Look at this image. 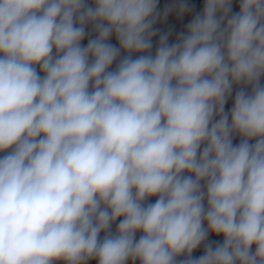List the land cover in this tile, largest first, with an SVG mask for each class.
Listing matches in <instances>:
<instances>
[{
    "label": "clouds",
    "instance_id": "9594fccd",
    "mask_svg": "<svg viewBox=\"0 0 264 264\" xmlns=\"http://www.w3.org/2000/svg\"><path fill=\"white\" fill-rule=\"evenodd\" d=\"M232 4L153 54L186 2L0 0V264H264V0Z\"/></svg>",
    "mask_w": 264,
    "mask_h": 264
},
{
    "label": "trees",
    "instance_id": "16d2710c",
    "mask_svg": "<svg viewBox=\"0 0 264 264\" xmlns=\"http://www.w3.org/2000/svg\"><path fill=\"white\" fill-rule=\"evenodd\" d=\"M181 2H186L189 5L190 11L185 13L184 15H178L175 11L171 12L168 17L166 19L162 18L159 19L156 23V25L154 26L155 29H157V36H155L153 38V49H152V53H155V49L156 46L158 45V41H159V36L161 34L164 33H169V38H168V43L172 44L175 43L177 40V37L182 34V33H186L187 30V25L191 22V20L195 17V15L199 14L202 12L203 10V4L196 2V1H192V0H158V8L157 10L159 12H163V10L165 8H171L173 6H178ZM239 4H235L234 0H233V4H232V12L233 13H237L239 11ZM86 35L84 40L81 42L82 46H86L89 39H92L95 37V33L92 32V28L91 27H86ZM117 41L115 36L113 35L110 38L109 43L111 42H115ZM136 58V57H135ZM115 62V61H114ZM262 82H264V79L262 78ZM236 90V89H235ZM235 95V92H234ZM233 95V97H234ZM232 103H233V98L232 100L229 102V110L232 107ZM239 137H235L233 140L234 144H238L239 143ZM0 155H3L2 153H0ZM156 197L153 198H149V200H147L145 203H154L155 202ZM119 220H117L112 226H116L118 224ZM206 227V225H205ZM140 235H142V233H137L136 234V239H139ZM104 234L101 233L100 234V238L103 239ZM208 242H214V243H222L223 242V237H218L215 236L214 234H209L208 237ZM254 250V249H253ZM195 257H199L198 255H196ZM184 257L181 256L178 259H183ZM56 264H63V261H57ZM87 264H98V262L93 259L87 262Z\"/></svg>",
    "mask_w": 264,
    "mask_h": 264
},
{
    "label": "built area",
    "instance_id": "2783aa9c",
    "mask_svg": "<svg viewBox=\"0 0 264 264\" xmlns=\"http://www.w3.org/2000/svg\"><path fill=\"white\" fill-rule=\"evenodd\" d=\"M192 1H196V2H199V3H201V4H204V1H203V0H192ZM234 3H235V4L240 3V0H234ZM87 27H91V28H92L91 25H88ZM111 44L114 45V46H117V47H118V42H117V41H115V42H111ZM124 55H125V53L122 52V53H121V57H119V58L117 59V61H115V62L113 63V65L110 67V69H109L110 71H111V70H114V69L116 68L117 64L119 63V59H121ZM136 55H137V54H134L133 58H135ZM205 204H206V201H205ZM118 223H119V222H118ZM115 230H116V226H112V227H111V231H112L113 234L115 233ZM102 233H103V232H102ZM103 234H104V233H103ZM203 251H204V245L202 244L199 248H197L196 250H194V252L192 253V256H193V257H195L196 255L200 256V255L203 254ZM128 264H133V262H132L131 260H129V261H128ZM135 264H139V261H136Z\"/></svg>",
    "mask_w": 264,
    "mask_h": 264
},
{
    "label": "crops",
    "instance_id": "0c3cea01",
    "mask_svg": "<svg viewBox=\"0 0 264 264\" xmlns=\"http://www.w3.org/2000/svg\"><path fill=\"white\" fill-rule=\"evenodd\" d=\"M204 1V0H203ZM120 60V59H119ZM264 79V78H263ZM234 92H235V88H234V91H233V95H234ZM232 100V98H229L228 102L226 104L229 105V102ZM254 251V250H253Z\"/></svg>",
    "mask_w": 264,
    "mask_h": 264
},
{
    "label": "water",
    "instance_id": "95a60500",
    "mask_svg": "<svg viewBox=\"0 0 264 264\" xmlns=\"http://www.w3.org/2000/svg\"><path fill=\"white\" fill-rule=\"evenodd\" d=\"M228 110H229V105L226 104V105H225V112H228Z\"/></svg>",
    "mask_w": 264,
    "mask_h": 264
}]
</instances>
